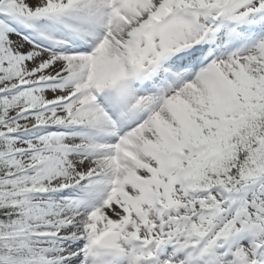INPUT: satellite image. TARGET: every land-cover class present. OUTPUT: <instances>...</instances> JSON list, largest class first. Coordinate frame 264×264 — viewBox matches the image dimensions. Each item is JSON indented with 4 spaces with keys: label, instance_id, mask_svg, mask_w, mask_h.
I'll return each mask as SVG.
<instances>
[{
    "label": "snow or ice",
    "instance_id": "obj_1",
    "mask_svg": "<svg viewBox=\"0 0 264 264\" xmlns=\"http://www.w3.org/2000/svg\"><path fill=\"white\" fill-rule=\"evenodd\" d=\"M0 264H264V0H0Z\"/></svg>",
    "mask_w": 264,
    "mask_h": 264
}]
</instances>
